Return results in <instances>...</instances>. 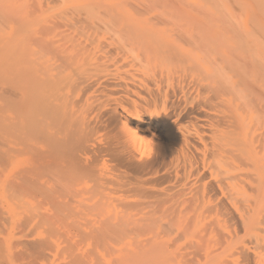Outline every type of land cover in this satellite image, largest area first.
<instances>
[{
    "label": "bare ground",
    "instance_id": "bare-ground-1",
    "mask_svg": "<svg viewBox=\"0 0 264 264\" xmlns=\"http://www.w3.org/2000/svg\"><path fill=\"white\" fill-rule=\"evenodd\" d=\"M20 1L0 0L21 17L0 58V264L49 258L39 229L120 264H264V13L55 0L29 20Z\"/></svg>",
    "mask_w": 264,
    "mask_h": 264
},
{
    "label": "rangeland",
    "instance_id": "rangeland-1",
    "mask_svg": "<svg viewBox=\"0 0 264 264\" xmlns=\"http://www.w3.org/2000/svg\"><path fill=\"white\" fill-rule=\"evenodd\" d=\"M12 1H14V0H12ZM20 1V0H19ZM36 0H21L20 2H22L25 6H27V7H24L25 9H26V11L25 12H27L26 13V15H28V17H30V15H31V13H36L37 11V9H39V11H38V13L40 12V9H44V10H49V9H54V10H56L58 7V9L57 10H59L60 8H61V6H62V8L64 7V3H62V2H58V1H55V0H40V1H36ZM161 2H163V3H168V4H171L170 2H167V1H165V0H160ZM169 1V0H168ZM174 1H176L175 2V4H181V5H184V4H188L189 3V0H174ZM206 1H207V3H206ZM40 2V3H39ZM137 2L139 3V1L137 0ZM206 10H209V12H211L212 14L211 15H213V16H216V17H213V18H219V17H221V15L220 14H222L224 17L223 18H229L228 20L229 21H232L231 20V18L233 19V21L234 20H236V19H240L241 20V22H243L245 19H246V14H250L251 16H252V18H254V19H256L255 21H261V14H263L264 13V8H262V7H264V6H262V4H260L259 5V3H262V2H260L259 0H199L198 1ZM44 3H45V5H44ZM51 3V4H50ZM133 3H135V4H138V3H136L135 1H133ZM174 3V2H173ZM172 3V4H173ZM64 4V5H63ZM33 7H32V6ZM37 6V7H39V8H35L34 6ZM262 6V7H261ZM9 7V6H8ZM7 7V8H8ZM232 7H234V8H232ZM0 8H3V7H0ZM6 7L5 8H3L4 10H2L1 9V11H0V55H2L1 53H3V56L1 57L0 56V58H2L3 60L4 59H7V57H8V55H7V53H9L10 54V51H8V50H6V48H10L9 46L10 45H14V42H13V38H14V33L16 34V30L18 29V27L20 26V25H17L18 23L17 22H19L20 21V16L19 17H17L16 15H15V12L14 13H12L11 14V8L9 7V12L7 11V10H5V9H7ZM12 8H14V7H12ZM32 8V9H31ZM61 8V9H62ZM235 9V10H234ZM246 9V10H245ZM13 10H15V9H13ZM216 10V11H215ZM217 10H219L218 12H220V14L217 12ZM237 10V11H236ZM5 11H7V12H5ZM16 11V10H15ZM31 11V12H30ZM52 11V10H51ZM221 11L223 12V13H221ZM244 12H245V16H244ZM34 13L32 14V16L29 18V20L30 19H32V17L34 16ZM239 13V14H238ZM7 14H8V16H7ZM10 14V15H9ZM16 14H18L17 12H16ZM37 14V13H36ZM216 14V15H215ZM228 14V15H227ZM234 14V15H233ZM13 15H14V17H13ZM220 15V16H219ZM2 16H4V18L2 17ZM16 16V17H15ZM238 18H237V17ZM250 16V17H251ZM231 17V18H230ZM6 18H7V20H6ZM11 18V19H10ZM225 18V19H226ZM17 19H18V21H17ZM226 19V20H227ZM240 20H239V22H240ZM238 21V20H237ZM253 20H250V22H252ZM258 21V22H259ZM5 23V24H4ZM21 22H19V24H20ZM17 25V26H16ZM5 26V27H4ZM6 26H7V28H6ZM14 29H13V28ZM11 28V29H10ZM9 30H14L12 33V35L10 36V34H11V31H9ZM9 32V33H8ZM6 34V35H5ZM9 35V36H8ZM7 37V38H6ZM8 37H9V39H8ZM10 37H12V38H10ZM4 39V40H3ZM10 41H12V42H10ZM12 43V44H11ZM13 46H11V48H12ZM3 48V49H2ZM10 48V50H12ZM5 49V50H4ZM11 53H12V51H11ZM6 55H7V57H6ZM10 56V55H9ZM2 59H0V62H2ZM1 64V63H0ZM2 66V65H1ZM0 71H2V67H0ZM0 74L2 75V72H0ZM1 77V76H0ZM0 81H1V78H0ZM3 83H1L0 82V110H2V111H0V148L3 146V142L1 141V140H4V127H5V124H4V118H3V111H4V103L5 102H3L4 100H3V97H1L2 95H3V93H1L2 92V87H3V85H2ZM2 99V100H1ZM3 108V109H2ZM3 118V119H2ZM2 121V122H1ZM5 146V145H4ZM6 147V146H5ZM5 147H2V148H5ZM24 212L25 211H22V215H24ZM42 230V231H41ZM39 229V230H37L38 232L40 231V233H38V235L37 236H35L36 237V240H39V242L41 241V242H43L44 243V241H52L51 243L52 244H50V242H49V244L50 245H52V247L53 248H51L50 250L51 251H46L47 252V254H49V252H50V256H49V258H48V260H47V258H46V260L44 261V260H41L42 258H44L43 257V255H42V258H41V256L40 255H38L39 256V258H40V261H39V258H38V256H37V258L36 259H38V261L36 260V264H67V263H69L70 261H71V258H69L68 256L70 255V253H73L74 251H77V253H75L74 252V254L76 255V254H78V256H82L81 258H86V256L89 254V258H92L93 257V255L92 256H90V254L93 252L92 250H94V253L96 252V256H95V254L94 253H92V254H94V256L95 257H93L91 260L88 258V260H90L92 263L91 264H94V263H96V264H99V263H97L98 261H95V260H100L101 262H103L104 264H108V262H109V264H110V262H111V264H120V263H118V261L115 259V256L114 257H112V258H110V256H112L113 255V253H114V250L112 249V251H107V253H106V251L105 250H103L102 249V246H99V247H94V246H92V247H89V246H87V244H86V246H85V244H79L78 245V247H77V249H76V247H74V249H71V250H73L72 252H71V250H68L65 246H66V244L65 243H63V239L64 238H56V237H52L51 236V238H52V240L50 239H48L47 238V236H48V234H46L45 233V231L43 230V229ZM44 231V232H43ZM43 233V234H42ZM42 234V235H41ZM50 235V234H49ZM44 236V237H43ZM43 239V241H42V239ZM50 237V236H49ZM41 239V240H40ZM47 239V240H46ZM47 241V242H48ZM38 242V241H37ZM42 243V244H43ZM63 243V244H62ZM56 246V247H55ZM62 247V248H61ZM63 247H65L64 249H63ZM85 247V248H84ZM94 248V249H93ZM101 250H100V249ZM109 248V247H108ZM107 248V249H108ZM63 249V250H62ZM66 249V250H65ZM104 249H105V247H104ZM106 249V250H107ZM110 249V248H109ZM108 249V250H109ZM88 250V251H87ZM55 251V252H54ZM61 251V252H60ZM65 251V252H64ZM67 251V252H66ZM63 252V253H62ZM109 252V253H108ZM67 253V254H66ZM83 255H82V254ZM88 253V254H87ZM61 254H63V255H61ZM80 254V255H79ZM86 254V256H84ZM73 255V254H72ZM45 256V255H44ZM62 256L65 258H62ZM109 256V257H108ZM79 257V258H80ZM44 258V259H45ZM50 258H52V259H50ZM61 258V259H60ZM66 258H68V259H66ZM84 258V259H85ZM96 258V259H95ZM114 258V261L112 260ZM93 259H95V260H93ZM59 260V261H58ZM86 260V262H87V259H85ZM116 260V261H115ZM50 261V262H49ZM69 261V262H68ZM84 261V260H83ZM38 262V263H37ZM41 262V263H40ZM66 262V263H65ZM107 262V263H106ZM113 262V263H112ZM88 264H90V262H88Z\"/></svg>",
    "mask_w": 264,
    "mask_h": 264
}]
</instances>
